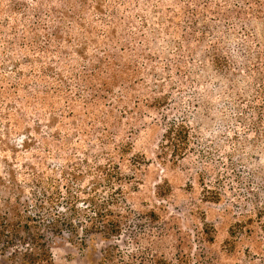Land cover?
<instances>
[{
	"label": "rangeland",
	"instance_id": "374dc122",
	"mask_svg": "<svg viewBox=\"0 0 264 264\" xmlns=\"http://www.w3.org/2000/svg\"><path fill=\"white\" fill-rule=\"evenodd\" d=\"M173 123L182 155L162 147ZM10 171L117 200L121 235L48 236L53 264L109 246L134 264H264V0H0Z\"/></svg>",
	"mask_w": 264,
	"mask_h": 264
},
{
	"label": "trees",
	"instance_id": "16d2710c",
	"mask_svg": "<svg viewBox=\"0 0 264 264\" xmlns=\"http://www.w3.org/2000/svg\"><path fill=\"white\" fill-rule=\"evenodd\" d=\"M84 58V55H83ZM163 148L171 147L176 155H182L189 140V130L183 123H173L164 134ZM167 146V147H165ZM97 171L103 176L107 186L114 180H121L122 174L115 164H98ZM91 169H89V172ZM74 178L80 176L73 173ZM0 185L6 191L0 202V246L9 251L13 264H53L47 247L48 236H58L67 232L71 240L84 243L86 234L99 233L103 237L121 235L124 216L112 206L117 200L98 199L97 185L94 182L92 193L80 196L81 187L64 186L54 175L43 176L33 171L25 178L24 184L16 180L13 171ZM99 201H98V200ZM264 212L260 211L259 215ZM97 264H134L127 261L116 246L102 251ZM155 264H168L164 259H156Z\"/></svg>",
	"mask_w": 264,
	"mask_h": 264
}]
</instances>
